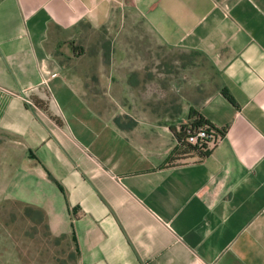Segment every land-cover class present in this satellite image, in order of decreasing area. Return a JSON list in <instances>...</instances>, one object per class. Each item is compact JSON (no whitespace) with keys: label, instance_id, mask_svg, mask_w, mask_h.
<instances>
[{"label":"crops","instance_id":"crops-1","mask_svg":"<svg viewBox=\"0 0 264 264\" xmlns=\"http://www.w3.org/2000/svg\"><path fill=\"white\" fill-rule=\"evenodd\" d=\"M138 25L147 38L133 37ZM88 31L112 38L91 39L89 54ZM197 52L218 68L200 106ZM192 105L226 133L206 157L162 167ZM9 200L40 208L45 237L78 264H264V0H0V206ZM14 235L0 264H53L47 246L27 261L26 234Z\"/></svg>","mask_w":264,"mask_h":264},{"label":"rangeland","instance_id":"rangeland-1","mask_svg":"<svg viewBox=\"0 0 264 264\" xmlns=\"http://www.w3.org/2000/svg\"><path fill=\"white\" fill-rule=\"evenodd\" d=\"M138 29L137 33L135 36L136 39L138 38H147L146 34L142 32L140 26L138 25ZM106 37H110L109 34L105 33L104 31H100L97 33H93V31H88L85 34V38L90 39L87 42V46H86V50L87 52L93 53L95 50H97V48L93 45V43H91V39H95V38H100L101 40V45L105 44L106 42ZM114 37V36H113ZM122 37V36H121ZM115 38V37H114ZM120 38V37H119ZM119 38L116 39V42H118ZM112 40V39H111ZM80 43V40H79ZM107 45V42H106ZM152 48V47H151ZM100 50H101V54H103L104 49L101 48L100 46ZM117 52H115L116 55H120V54H124V50L123 48H121L120 46L116 47ZM142 50V51H141ZM148 50V51H145ZM137 51H139L138 53H144V54H150V53H154V54H168V55H176V56H181V55H189L190 53L183 51V50H179V49H168V48H157L154 47L152 49H147L146 47L143 48H137ZM104 65V64H102ZM124 65L123 63H117V67H118V74L123 73V71H121V66ZM185 65H188L186 63V61H182L180 63V71H177V73H179L181 75V77H186L188 78V74L190 73L188 70H185ZM196 68L194 70L195 75L191 76H195L196 78V104L197 105H201L203 104L213 93L216 92L217 88H218V71H217V65H214L213 63L208 62L203 56L197 54L196 55V64H195ZM192 68V67H191ZM138 77L140 76L139 74H136ZM137 76H130L127 79V82L131 83L134 82L137 78ZM193 77H191V81H192ZM183 83V82H182ZM192 92V88L190 89ZM181 96L186 97V91H185V87L184 84L181 85ZM131 98L132 102H140V95L137 96H127V95H120L117 96L116 101H118V103H124L125 99L124 98ZM134 97V98H133ZM157 95H153L152 98H154V102H157ZM173 96H170V98H172ZM159 101V100H158ZM183 101V98H182ZM160 102V101H159ZM66 113V112H65ZM67 116H65L66 119L70 118L69 114L66 113ZM71 115V114H70ZM179 116L181 117V119H184L186 117H188V112H181L179 114ZM35 213L32 210H29L28 207L25 204H13L11 202V200L8 201L7 206H0V243L4 242L6 247L10 248V252L11 249L13 250L14 247V242H17L18 239L16 238V236L14 235L17 232H22L25 233V238L22 237L20 239V242H23V247H22V252H24L26 250V254H27V261H29V255H28V248L31 247L32 249H36V248H44L45 246H47V257H51L52 258V262L53 264H78V258L75 254H73V249H71V247L66 244L63 239L62 240H58L56 243L55 240L50 241L49 238L45 237L44 234V224L42 222H36V216L34 217ZM38 231V232H36ZM1 233H4L3 235H1ZM35 235H39L38 237H35ZM42 238H39L41 237ZM45 238V239H44ZM33 247H32V246ZM25 249V250H24ZM8 251L4 250V253H6ZM3 252V250L0 249V255Z\"/></svg>","mask_w":264,"mask_h":264},{"label":"trees","instance_id":"trees-1","mask_svg":"<svg viewBox=\"0 0 264 264\" xmlns=\"http://www.w3.org/2000/svg\"><path fill=\"white\" fill-rule=\"evenodd\" d=\"M197 54H202L197 52ZM220 92L230 102L235 103L234 97L230 94L227 88H221ZM119 121V118H116ZM198 129H203L206 132V137L201 139L198 143H193L189 140L190 136L197 132ZM173 133L178 140V145L172 150L170 155L166 158L162 167L172 166L188 157L196 156L198 159L206 157L211 153V150L216 145L217 140L222 139L226 133V128H219L213 124L201 112L200 108L192 105L189 109L187 122L181 124L180 128L172 127ZM214 144V145H213ZM52 177V175L50 174ZM29 210H32L36 216L35 221L41 222L43 212L40 208L25 204ZM40 220V221H38ZM74 240L77 241L74 233Z\"/></svg>","mask_w":264,"mask_h":264},{"label":"built area","instance_id":"built-area-1","mask_svg":"<svg viewBox=\"0 0 264 264\" xmlns=\"http://www.w3.org/2000/svg\"><path fill=\"white\" fill-rule=\"evenodd\" d=\"M27 101L29 103H33V101L28 98ZM206 137V132L203 129H198L197 132H195L193 135L190 136L189 140L193 143H198L201 139ZM221 139L217 140L214 144H217ZM213 144V145H214Z\"/></svg>","mask_w":264,"mask_h":264}]
</instances>
